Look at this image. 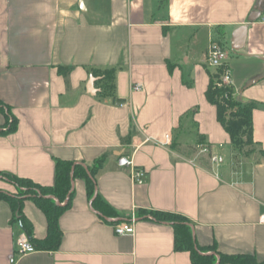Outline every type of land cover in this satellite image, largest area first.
I'll return each instance as SVG.
<instances>
[{"label": "crops", "instance_id": "1", "mask_svg": "<svg viewBox=\"0 0 264 264\" xmlns=\"http://www.w3.org/2000/svg\"><path fill=\"white\" fill-rule=\"evenodd\" d=\"M241 27L246 45L230 54ZM213 44L236 98L264 105V0H0V100L17 121L0 135V174L53 186L58 160L89 168L106 156L96 194L112 211L98 212L76 178L59 249L22 254L29 238L0 200V264H192L173 226L150 212L185 217L200 249L264 262V107L253 113L256 152L244 158L206 98ZM107 70L111 91L95 74ZM7 122L0 111V128ZM122 155L146 172L142 184L119 167ZM0 192L19 189L0 176ZM22 211L45 239L36 203L24 199ZM130 223L133 235L115 233Z\"/></svg>", "mask_w": 264, "mask_h": 264}, {"label": "trees", "instance_id": "2", "mask_svg": "<svg viewBox=\"0 0 264 264\" xmlns=\"http://www.w3.org/2000/svg\"><path fill=\"white\" fill-rule=\"evenodd\" d=\"M227 66L216 68L214 71L207 69L210 78L206 91L207 101L217 109V120L228 133L231 145L242 157L248 158L256 150L253 129V113L261 105L257 102H241L235 96L232 87L221 84V77ZM60 75L67 78L69 70L59 67ZM96 76L103 77L104 86L109 91L113 88L114 70L96 71ZM7 111L8 122L6 130L0 128V135L14 132L17 128V121L10 116L9 108L0 100V111ZM264 155V151L260 152ZM106 156L96 160L92 167L85 168L74 162L58 160L56 162V175L53 186H40L31 180L21 179L11 174H0L8 181L14 183L19 193L11 196L0 192V200L8 202L13 210L14 219L22 224V227L29 238V241L40 251H56L62 241V231L59 226L60 217L71 208L73 197V182L76 178H83L86 181L87 192L91 198L95 209L105 216H109L112 211L102 202L96 194L95 177L103 168ZM32 199L38 208L47 218V236L43 240H36L33 237V228L26 221L23 215L24 199ZM145 218H151L159 223L170 224L174 228L175 249L185 251L190 254L192 264H264L258 262L253 256H226L217 252L216 248L200 249L194 236L189 221L180 215L163 212L145 213ZM210 253V254H206Z\"/></svg>", "mask_w": 264, "mask_h": 264}, {"label": "built area", "instance_id": "3", "mask_svg": "<svg viewBox=\"0 0 264 264\" xmlns=\"http://www.w3.org/2000/svg\"><path fill=\"white\" fill-rule=\"evenodd\" d=\"M225 54L222 51L221 47L217 44H213L208 52L207 63L212 68H219L224 65ZM221 84L224 86L231 87V77L228 68H225V71L221 77ZM204 152H208L207 148H203ZM214 161H217V158H213ZM118 165L121 168H131V177L134 183L142 184L146 178V172L143 169L134 167L133 161L130 156L122 155L118 158ZM135 218H132L134 221ZM264 223V215L261 218ZM117 235H133L135 233V227L132 223L125 225H118L114 228ZM18 249L22 254H32L37 251L34 245L26 237L18 241Z\"/></svg>", "mask_w": 264, "mask_h": 264}, {"label": "water", "instance_id": "4", "mask_svg": "<svg viewBox=\"0 0 264 264\" xmlns=\"http://www.w3.org/2000/svg\"><path fill=\"white\" fill-rule=\"evenodd\" d=\"M258 15L260 14L258 13L252 14V16L250 17V21L256 20L259 17ZM247 36H248L247 27H241L237 29L232 36V44H231L232 50L234 51L242 50L246 45Z\"/></svg>", "mask_w": 264, "mask_h": 264}, {"label": "rangeland", "instance_id": "5", "mask_svg": "<svg viewBox=\"0 0 264 264\" xmlns=\"http://www.w3.org/2000/svg\"><path fill=\"white\" fill-rule=\"evenodd\" d=\"M227 52L230 53V54H233V50H232V47H231V41L229 42V44L227 46ZM211 69H213V71L215 70V68H212V67H211Z\"/></svg>", "mask_w": 264, "mask_h": 264}]
</instances>
